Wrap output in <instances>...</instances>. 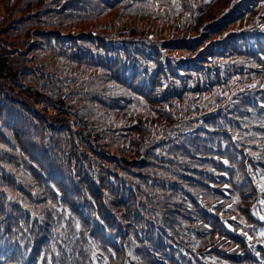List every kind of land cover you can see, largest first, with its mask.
I'll use <instances>...</instances> for the list:
<instances>
[{"label": "trees", "instance_id": "16d2710c", "mask_svg": "<svg viewBox=\"0 0 264 264\" xmlns=\"http://www.w3.org/2000/svg\"><path fill=\"white\" fill-rule=\"evenodd\" d=\"M203 1L0 0V227L16 224L17 246L32 234L26 223L23 232L21 206L45 213L59 207L54 243L64 264H93L83 252L94 229L102 241L94 264H138L135 256L193 264L194 249L203 254L216 242L223 244L218 256L230 259L225 249L238 241L219 218L212 231L179 240L185 224L199 231L210 224L205 210L223 212L239 185L244 203L236 208L248 217L256 193L245 172L264 169V128L254 142L217 151L207 130L224 122L244 133L249 125H237L246 112L260 115L252 105L264 101V44L254 38L259 53L245 38H213L224 25L251 24L247 6L230 9L226 0L219 4L227 5L223 19L197 34L209 15ZM114 12L111 29L103 18ZM198 122L207 129L198 136L175 132ZM47 177L60 188L61 204L55 194L45 198ZM77 205L93 222L76 220ZM105 227L107 239L98 231ZM55 245L46 241L48 250Z\"/></svg>", "mask_w": 264, "mask_h": 264}, {"label": "rangeland", "instance_id": "374dc122", "mask_svg": "<svg viewBox=\"0 0 264 264\" xmlns=\"http://www.w3.org/2000/svg\"><path fill=\"white\" fill-rule=\"evenodd\" d=\"M226 1H230V0H226ZM220 2H221V0L213 1L212 6H210V8L207 9V13L209 15H204L203 23H201L199 26L195 27L197 34H198L197 30H202L206 24H209L212 20L217 18L225 10V8L220 10V7H219ZM114 18H115V12L113 13V15L106 16L103 18V21H106L108 23V28H111V29L113 28L111 24L114 23ZM163 30H164V32H166V33H162L163 36L170 37L172 35L170 33L168 34L167 28H165ZM79 31H80V29L76 30V32H79Z\"/></svg>", "mask_w": 264, "mask_h": 264}, {"label": "snow or ice", "instance_id": "6c2138e0", "mask_svg": "<svg viewBox=\"0 0 264 264\" xmlns=\"http://www.w3.org/2000/svg\"><path fill=\"white\" fill-rule=\"evenodd\" d=\"M225 163H227V161H225ZM261 235H264V233H261Z\"/></svg>", "mask_w": 264, "mask_h": 264}]
</instances>
